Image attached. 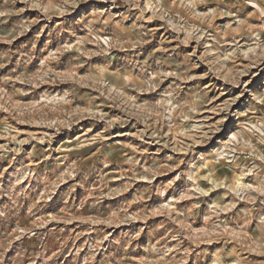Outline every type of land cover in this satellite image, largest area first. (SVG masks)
<instances>
[{
    "label": "rangeland",
    "instance_id": "rangeland-1",
    "mask_svg": "<svg viewBox=\"0 0 264 264\" xmlns=\"http://www.w3.org/2000/svg\"><path fill=\"white\" fill-rule=\"evenodd\" d=\"M0 264H264V0H0Z\"/></svg>",
    "mask_w": 264,
    "mask_h": 264
}]
</instances>
